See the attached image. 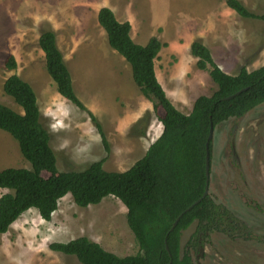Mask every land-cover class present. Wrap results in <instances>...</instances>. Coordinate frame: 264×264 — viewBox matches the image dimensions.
<instances>
[{"label": "rangeland", "instance_id": "1", "mask_svg": "<svg viewBox=\"0 0 264 264\" xmlns=\"http://www.w3.org/2000/svg\"><path fill=\"white\" fill-rule=\"evenodd\" d=\"M189 1H120V12L130 18L134 30L146 38L155 30L166 43L157 61V74L166 76L172 70L184 78L185 82L162 83L173 106L184 115L190 113L196 98L209 97L217 89L208 71L197 69V60L190 55L191 41L203 43L215 65L229 76H235L241 68L251 72L264 66V21L240 18L223 0H201L207 8L199 7L198 1ZM241 1L251 12L264 14V0ZM107 2L0 0V104L23 113L2 91L9 76L15 74L32 87L58 172L81 171L102 158L105 171L124 172L156 140H149L145 133L139 135L141 125L126 131L115 128L114 119L128 110L127 99L122 96L131 101L139 89L129 65L108 46L97 25L98 11ZM151 8L155 24L151 16L139 14H150ZM167 13L162 19L161 14ZM49 30L55 34L73 90L85 111L63 99L46 72L38 38ZM172 45L174 48H170ZM7 56L14 57L16 70L5 69ZM179 90L185 92L184 97L173 96ZM162 112L159 108L153 116V110L147 111L141 118L151 115L160 121ZM89 113L101 125L108 152ZM140 138L148 143L139 145L143 143ZM6 168L30 169V165L21 156L16 141L0 130V171ZM41 176L49 175L42 172ZM6 192L0 189V196ZM208 194L237 219L239 227L234 232H209L202 240L201 253H191L193 264H264V103L239 119L231 117L215 127ZM79 237L95 240L103 250L118 257L139 252L126 223V208L119 200L108 196L99 204L81 208L66 195L49 222L30 209L0 235V264H80L73 256L49 250L51 243Z\"/></svg>", "mask_w": 264, "mask_h": 264}, {"label": "trees", "instance_id": "2", "mask_svg": "<svg viewBox=\"0 0 264 264\" xmlns=\"http://www.w3.org/2000/svg\"><path fill=\"white\" fill-rule=\"evenodd\" d=\"M223 1L240 18L264 21V14L251 12L241 0ZM97 24L104 31L108 46L129 65L134 84L152 103L153 116L159 108L163 111L160 118L162 133L124 172L105 171L102 166L104 158L81 171L58 172L50 135L42 126L32 87L15 74L9 76L3 82L2 91L23 113L0 104V130L16 141L30 169L6 168L0 171V189L7 191L0 196V235L30 209L49 222L58 202L66 195H70L73 203L81 208L99 204L110 196L126 208V223L139 249L136 255L118 257L86 237L51 243L49 250L73 256L80 264H193L191 251L197 245V235L191 238L180 261V230L195 219L198 220L197 234L204 237L212 231L226 232L229 227L234 232L239 227L237 219L216 204L209 194L186 211L201 198L204 190L205 144L209 128L212 126L214 131L220 123L231 117L239 119L264 103V66L251 72L241 68L235 76H229L215 65L209 49L194 40L190 55L196 58L198 70L208 71L217 89L209 97L196 98L191 112L184 115L176 110L155 77L154 60L162 48L160 41L151 37L144 46L134 43L130 37V24L118 22L113 12L105 7L98 11ZM38 46L44 54L45 69L56 92L85 111L73 90L54 32H42ZM4 67L8 71L16 70L13 56L6 57ZM238 91L241 93L226 99ZM89 118L108 152L100 123L90 113ZM151 119V115L141 118L134 127L147 125ZM143 134V131L139 132V135ZM211 148L212 139L208 144L210 165ZM42 172L49 176L43 178ZM177 219L176 226L170 231Z\"/></svg>", "mask_w": 264, "mask_h": 264}, {"label": "crops", "instance_id": "3", "mask_svg": "<svg viewBox=\"0 0 264 264\" xmlns=\"http://www.w3.org/2000/svg\"><path fill=\"white\" fill-rule=\"evenodd\" d=\"M105 1H107V0H105ZM118 0H108V2H107V4L106 5H103L101 8H103V7H105V8H108V9H110L112 12H113V14H114V16H115V18H116V20L118 21V22H128L129 24H130V37H131V39L133 40V42L134 43H136V44H138V45H140V46H144V45H146L147 44V42H148V40L151 38V37H156L159 41H160V43L162 44V48L160 49V51H159V53H158V55H157V57L155 58V60H154V73H155V77H156V80H157V82L162 86V88H163V91H164V93H165V95L167 96V98L170 100V96L171 95H169L168 94V92L164 89V87H163V84L162 83H168L169 84V82H171V83H175L176 81H180V82H185V80H184V78H182L181 77V75L180 74H176L175 72H173L172 70L166 75V76H159L158 74H157V70L158 71H160V69H158L157 68V61H158V59H159V57H160V52H161V50H163V49H166V43L165 42H163L160 38H159V36L157 37V33H156V31L155 30H153V32H154V35H152L151 37H149V38H146V36L144 35V34H142L141 35V33L139 34L138 32H137V29L136 30H134V26H133V23H132V21L130 20V18L129 17H123L122 16V14H121V12H120V5H121V0H119L118 2H117ZM196 1H198L199 3H200V5H199V7H203V5L204 4H202V2H201V0H190L189 2H191V3H193V2H196ZM123 3V2H122ZM223 3H224V1H223ZM225 4V3H224ZM126 5H128V4H126ZM204 7L205 8H207L208 6H206V5H204ZM125 8V7H124ZM148 11H151V13L149 14H146L145 13V11H141L139 14H143V12H144V14L146 15V16H148V17H150L151 16V20L153 21V23H154V18H155V13H154V11H153V9L151 8V10H148ZM162 15V19L163 18H165L167 15H168V13L167 14H161ZM96 19H97V17H96ZM155 24V23H154ZM98 25V24H97ZM99 27V26H98ZM100 28V27H99ZM147 29L149 28V27H146ZM158 30H160V29H158ZM104 32V31H103ZM104 35H105V33H104ZM193 41H191L190 43H192ZM189 43V44H190ZM206 45V44H205ZM170 48H174V46L172 45ZM165 65H168V64H165ZM183 70V69H182ZM164 71H166L165 70V68H164ZM165 80H167L166 82H165ZM183 90H179V92H174L173 93V96L174 97H184V95H183ZM185 93V92H184ZM122 98H125V100L127 99V103H128V110H126L125 111V114H123V116H118L116 119H114V124L116 125V127L115 128H119V129H124V131H126L127 129H129L130 128V126H133L135 123H137L139 120H140V118L143 116V114L145 113V112H147V111H151L152 112V110H153V107H151L152 106V103L148 100V99H146L142 94H141V92L139 91L138 93H136V94H134V95H132L130 98H132V100L131 101H129V97L127 96V97H124V96H122ZM170 102H171V100H170ZM172 103V102H171ZM173 104V103H172ZM126 106V107H127ZM175 108H177L176 106H175ZM178 109V108H177ZM191 110V109H190ZM191 112V111H190ZM116 113H117V111H116ZM119 113V112H118ZM117 113V114H118ZM116 114V115H117ZM162 114H163V112H162ZM53 116H56V114H54ZM162 116L163 115H161V116H159L160 118H162ZM114 117V116H113ZM113 120V119H112ZM112 122V121H111ZM155 122L156 123H158V124H156L155 125ZM148 126L146 127L145 125H143V124H141V128L137 131V133H139L140 131H143V133H145V136L146 137H150L149 138V140L150 139H152L153 137H156V139L161 135V133H162V124L160 123V121H158V120H155V119H151L150 121H149V123L147 124ZM146 127V128H145ZM117 131V130H116ZM145 138V137H144ZM144 138H140V140L143 142V143H139V145L140 144H146V143H148V141L147 142H144L143 140H144ZM136 139V138H135ZM146 139V138H145ZM139 140V139H138ZM154 142V141H153ZM152 142V143H153ZM152 143H150V144H152ZM150 144L147 146V148L144 150V152H143V154H142V156L145 154V152H146V150L148 149V147L150 146ZM138 145V146H139ZM141 156V157H142ZM90 239V238H89ZM90 240H92V241H94V242H96L95 240H93V239H90Z\"/></svg>", "mask_w": 264, "mask_h": 264}, {"label": "water", "instance_id": "4", "mask_svg": "<svg viewBox=\"0 0 264 264\" xmlns=\"http://www.w3.org/2000/svg\"><path fill=\"white\" fill-rule=\"evenodd\" d=\"M240 93H241V91H238L237 93L227 97L226 99L229 100V99L233 98L234 96H236V95H238ZM212 134H213V128L211 126L209 128V134H208V137H207V140H206V144H205V151H206V154H205V167H204L205 186H204V190H203L202 196L193 205H191L189 208H187L186 211H189L194 205L198 204L203 198H205L208 195V191H209V174H210V162H209L208 144H209L210 140L212 139ZM181 216H182V214L179 215V217H181ZM177 221H178V219L172 224V227L170 228V231L176 226ZM197 225H198V220L195 219L187 228H185L184 230H180L179 231L178 258H179L180 261L184 257L186 245L189 243L191 237L196 232ZM200 253H201V249L199 251V254Z\"/></svg>", "mask_w": 264, "mask_h": 264}, {"label": "flooded vegetation", "instance_id": "5", "mask_svg": "<svg viewBox=\"0 0 264 264\" xmlns=\"http://www.w3.org/2000/svg\"><path fill=\"white\" fill-rule=\"evenodd\" d=\"M234 218H235V217H234ZM197 230H198V225H197L196 232H195V234H194V235H197V238H198V239H197V245H196L195 249H193V250L191 251V253H192V252H196V251H197V252L200 251V249H201V247H202V240L205 238L201 233H198V234H197ZM229 231H232V230H231V228L227 227V228H226V232H229ZM194 235H193V236H194ZM204 235H205V236H208L207 233L204 234ZM193 236H192V237H193ZM192 237H191V238H192ZM190 240H191V239H190ZM189 243H190V241H189ZM189 243H188V244H189ZM188 244H187V245H188ZM187 245H186V246H187ZM201 251H202V249H201Z\"/></svg>", "mask_w": 264, "mask_h": 264}, {"label": "clouds", "instance_id": "6", "mask_svg": "<svg viewBox=\"0 0 264 264\" xmlns=\"http://www.w3.org/2000/svg\"><path fill=\"white\" fill-rule=\"evenodd\" d=\"M213 135V134H212Z\"/></svg>", "mask_w": 264, "mask_h": 264}]
</instances>
